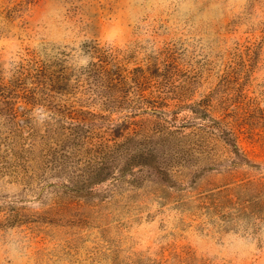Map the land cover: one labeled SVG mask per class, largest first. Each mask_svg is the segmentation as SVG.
Masks as SVG:
<instances>
[{"label": "rangeland", "instance_id": "obj_1", "mask_svg": "<svg viewBox=\"0 0 264 264\" xmlns=\"http://www.w3.org/2000/svg\"><path fill=\"white\" fill-rule=\"evenodd\" d=\"M132 129L172 182L117 187ZM14 157L0 264H264V206L217 204L264 197V0H0Z\"/></svg>", "mask_w": 264, "mask_h": 264}, {"label": "trees", "instance_id": "obj_2", "mask_svg": "<svg viewBox=\"0 0 264 264\" xmlns=\"http://www.w3.org/2000/svg\"><path fill=\"white\" fill-rule=\"evenodd\" d=\"M125 136H123L124 140L121 144H118L115 142V146L117 148H114L115 151L119 154L118 160L120 161L121 169L119 170V177L118 180L120 181V184L117 185V187H123L126 191H128L130 188H138V189H144L151 183L154 184L155 179H158L162 183L172 182V173L170 169L162 166L160 161L154 160V163H151V157L154 155V148L147 149L146 151L139 152L140 154H131L129 152V148L127 145V142L130 141L132 137L136 136L137 130L132 129L130 132H125ZM110 136V135H109ZM112 141V140H109ZM109 143V142H108ZM14 164H16V167H20L22 162L20 159L17 158H11V160L0 159V174L8 172L11 168H14ZM11 169V173L12 172ZM178 177H180L181 181L185 176L180 175L179 173L176 174ZM144 184V185H143ZM250 182H243L241 184H238L236 186L231 187V192L228 194V197H224L223 201H219L217 204L220 203H228L232 204L234 208H239V212H247V217L249 215H255L262 213V208L264 206V197L260 199V193L257 192V197H251L250 199H244L245 196L252 191V187L250 186ZM263 184H260V187ZM175 187H181V185L176 184ZM119 189V188H118ZM240 199H244L242 203H239ZM249 213V214H248Z\"/></svg>", "mask_w": 264, "mask_h": 264}]
</instances>
